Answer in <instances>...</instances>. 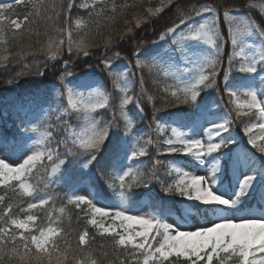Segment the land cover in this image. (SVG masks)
I'll return each mask as SVG.
<instances>
[{"label":"snow or ice","instance_id":"1","mask_svg":"<svg viewBox=\"0 0 264 264\" xmlns=\"http://www.w3.org/2000/svg\"><path fill=\"white\" fill-rule=\"evenodd\" d=\"M144 3L0 0L2 83L24 89L17 133H0V264H264V0Z\"/></svg>","mask_w":264,"mask_h":264},{"label":"trees","instance_id":"2","mask_svg":"<svg viewBox=\"0 0 264 264\" xmlns=\"http://www.w3.org/2000/svg\"><path fill=\"white\" fill-rule=\"evenodd\" d=\"M3 2H12V0H3ZM119 2V0H118ZM179 2V6L187 9L190 5H199L201 3H211V4H219V5H224L227 4L230 7H235L240 9L241 12H246L248 11L245 8V4L247 2V0H178ZM76 3L79 4L80 0H76ZM158 3V0H152V6H155V4ZM149 6L147 3V0H145L144 3V7ZM141 10V9H138ZM175 7H173L170 10H167L163 16L155 22V28L158 30H160L166 23H169L171 20H173L175 18ZM73 15H85V13L79 11L78 9H74L73 10ZM252 15L255 16L257 18V20L260 19V16L257 12L253 11ZM123 25H117V27H122ZM138 37L144 39L146 42L148 41H152L154 39H156V35L157 33L153 31V27L152 26H146L144 29H141L137 32ZM143 47H150V44L145 43L143 45ZM121 51L123 52V54L125 56H129V51H128V45H122ZM98 54V53H97ZM126 61H120V64L125 63ZM98 63V61L94 58H81L80 61L77 64V68L76 70L79 72L81 69H84L85 71H88L86 65L87 64H91V65H96ZM99 73V77L101 79H104L105 83L107 84L108 81L107 79L104 77V74L102 72H99V70H96ZM2 79H3V74L0 73V113L2 111L5 112V116L3 117V122L0 123V133L7 135L9 137H11L14 133H17L18 131V126H19V119H18V114L15 110L13 101L20 95L23 94L24 89L23 88H19V89H11L8 91L4 90V85L2 83ZM47 79L49 81H54L55 77L49 75L47 77ZM145 80L147 81L146 87L149 88L150 91H154L153 86L150 83V78L147 74V72H145ZM21 83L23 84V81H21ZM110 87V85H109ZM136 92L139 91V86H136L135 89ZM159 100H157V106H159ZM130 111L132 112L133 116L135 117V110L134 108H131ZM145 111L148 114V117L151 116V107L150 106H145ZM167 112L175 114L177 112L179 113H185V112H189V109H187L186 106H181L180 108H173V109H168ZM160 115H164V113H160ZM105 116L107 117V113H105ZM147 123L148 120L144 119V120H140L139 118H137V124L138 127L140 129V131L144 132L147 131ZM234 133H236V131H234ZM249 150V148H248ZM251 150V149H250ZM254 151V150H253ZM162 159H169V157H161ZM93 171L95 172V169H93ZM110 171V169H109ZM162 178H165L162 176ZM85 183L89 182L87 180H85L80 186L84 185ZM91 186L93 187V189L98 188L99 190H102L103 195L105 196L106 199H115L113 193L106 187L104 181L102 179H100L99 177V173L96 174V182L92 183ZM153 188L155 189L156 192H159V186L158 185H153ZM54 190L56 192H59L61 194L69 191V185L67 183H62L59 185L54 186ZM145 192L143 189H135L134 190V194L132 199L134 201H137L140 197L144 196ZM160 195L162 196V193H160ZM163 197V196H162ZM178 201V199H176ZM62 201H58V203H60ZM166 202H171L170 199H166ZM75 226V225H74Z\"/></svg>","mask_w":264,"mask_h":264},{"label":"rangeland","instance_id":"3","mask_svg":"<svg viewBox=\"0 0 264 264\" xmlns=\"http://www.w3.org/2000/svg\"><path fill=\"white\" fill-rule=\"evenodd\" d=\"M4 116H5V112L2 111L0 113V123L3 122V117ZM233 134L236 135L237 139L240 141V144L237 145V148L233 149L234 152L235 151H238V150H242V149H248V148H249V150L251 149V146L246 144V138L245 137H243L242 135H240L238 132L233 133ZM10 162L17 163L18 160L17 159H11ZM187 170L194 171L195 174H199V175L205 174L203 170H196V169H192V168H189ZM91 188H93V187L91 186ZM79 190L81 191L82 194H88V192L90 191V186H89L88 183H85L84 185L80 186V189ZM163 195L164 194L162 193V196ZM166 199H170V198H166ZM175 199H178L179 200L180 198L179 197H176ZM137 201L146 202L147 201L146 195L140 197ZM98 206H104V205L103 204H99ZM140 211L141 212H148V211H150V209L147 206H142V207H140ZM173 221H174V217H170V222H173ZM185 227H187V226H185Z\"/></svg>","mask_w":264,"mask_h":264}]
</instances>
